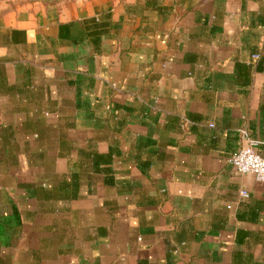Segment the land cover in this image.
<instances>
[{
    "label": "crops",
    "instance_id": "crops-1",
    "mask_svg": "<svg viewBox=\"0 0 264 264\" xmlns=\"http://www.w3.org/2000/svg\"><path fill=\"white\" fill-rule=\"evenodd\" d=\"M249 139L264 0L0 11V264H264Z\"/></svg>",
    "mask_w": 264,
    "mask_h": 264
},
{
    "label": "built area",
    "instance_id": "built-area-1",
    "mask_svg": "<svg viewBox=\"0 0 264 264\" xmlns=\"http://www.w3.org/2000/svg\"><path fill=\"white\" fill-rule=\"evenodd\" d=\"M254 57H259L254 54ZM213 125V124H212ZM245 133V131L243 130ZM257 141L249 139L247 147L233 153L228 161L240 173H253L254 178L264 185V156L256 150ZM242 197H249L247 189L241 190Z\"/></svg>",
    "mask_w": 264,
    "mask_h": 264
},
{
    "label": "rangeland",
    "instance_id": "rangeland-1",
    "mask_svg": "<svg viewBox=\"0 0 264 264\" xmlns=\"http://www.w3.org/2000/svg\"><path fill=\"white\" fill-rule=\"evenodd\" d=\"M75 0H0V11H8L16 9L17 7L28 5L34 2H40L55 7H62V5L70 4Z\"/></svg>",
    "mask_w": 264,
    "mask_h": 264
}]
</instances>
